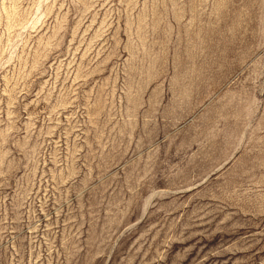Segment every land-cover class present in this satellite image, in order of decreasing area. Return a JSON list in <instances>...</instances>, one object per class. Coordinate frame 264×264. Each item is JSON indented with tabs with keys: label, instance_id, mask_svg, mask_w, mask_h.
Returning a JSON list of instances; mask_svg holds the SVG:
<instances>
[{
	"label": "rangeland",
	"instance_id": "374dc122",
	"mask_svg": "<svg viewBox=\"0 0 264 264\" xmlns=\"http://www.w3.org/2000/svg\"><path fill=\"white\" fill-rule=\"evenodd\" d=\"M0 264H264V0H0Z\"/></svg>",
	"mask_w": 264,
	"mask_h": 264
}]
</instances>
